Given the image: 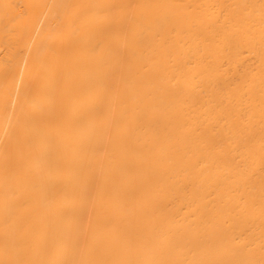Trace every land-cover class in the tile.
Masks as SVG:
<instances>
[{
    "label": "bare ground",
    "instance_id": "bare-ground-1",
    "mask_svg": "<svg viewBox=\"0 0 264 264\" xmlns=\"http://www.w3.org/2000/svg\"><path fill=\"white\" fill-rule=\"evenodd\" d=\"M0 264H264V0H0Z\"/></svg>",
    "mask_w": 264,
    "mask_h": 264
}]
</instances>
